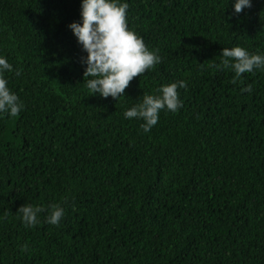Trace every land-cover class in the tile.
<instances>
[{"label":"trees","instance_id":"16d2710c","mask_svg":"<svg viewBox=\"0 0 264 264\" xmlns=\"http://www.w3.org/2000/svg\"><path fill=\"white\" fill-rule=\"evenodd\" d=\"M127 2L161 62L114 99L85 86L67 27L80 0H0L4 76L24 104L0 115V264H264V69L236 77L219 56L264 53V0L240 13L232 0ZM179 80L182 107L149 132L124 117ZM23 204L45 209L38 224Z\"/></svg>","mask_w":264,"mask_h":264},{"label":"clouds","instance_id":"9594fccd","mask_svg":"<svg viewBox=\"0 0 264 264\" xmlns=\"http://www.w3.org/2000/svg\"><path fill=\"white\" fill-rule=\"evenodd\" d=\"M251 7V0H232L235 13ZM127 0H80V22L67 25L75 36L77 43L86 53L81 58L85 65L83 77H89L86 88L92 95L112 97L123 96L129 82L148 69L161 62L156 51L149 50L142 37L127 26ZM222 66L231 68L236 77L251 73L254 69H264V53H251L247 49L235 46L222 48ZM13 71V65L0 55V115L15 117L20 114L24 104L17 94L10 90L5 72ZM16 75H20L16 70ZM183 80L161 85L158 94H145L140 102L126 109L125 118L142 120L140 127L149 132L156 125L161 110L175 113L182 107L178 88H185ZM244 91H251L248 86ZM42 206L21 205L17 212L26 226L38 224V214L44 212ZM46 222L57 225L64 209L51 205L47 210Z\"/></svg>","mask_w":264,"mask_h":264}]
</instances>
